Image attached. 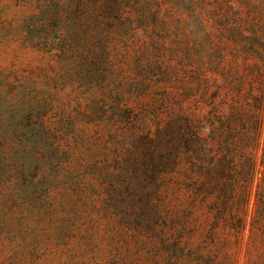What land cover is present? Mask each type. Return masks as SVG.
Masks as SVG:
<instances>
[{
    "label": "rangeland",
    "instance_id": "374dc122",
    "mask_svg": "<svg viewBox=\"0 0 264 264\" xmlns=\"http://www.w3.org/2000/svg\"><path fill=\"white\" fill-rule=\"evenodd\" d=\"M94 1L0 0V264H264V37L230 57V5L200 0L190 61V0L103 19ZM187 117L205 173L187 156L199 136L170 134Z\"/></svg>",
    "mask_w": 264,
    "mask_h": 264
},
{
    "label": "trees",
    "instance_id": "16d2710c",
    "mask_svg": "<svg viewBox=\"0 0 264 264\" xmlns=\"http://www.w3.org/2000/svg\"><path fill=\"white\" fill-rule=\"evenodd\" d=\"M121 0H96L94 2L90 3V13L97 14V18H109L113 14H117L120 12L118 7V2ZM123 1V0H122ZM219 4L222 5L224 8H227V5H230V26L229 20H225L222 24V28L225 30L228 29V33L230 35V57L233 55H243V54H250L254 52V48L252 47L251 40V34L254 36H262L264 37V24L263 26H259L258 28V20L251 19L249 17V11H251L255 16H258V18L261 17L262 13H264V0H218ZM124 5L126 7H129L130 0H124ZM188 8L186 10L187 17H188V32H187V51L186 53L190 57V61L193 57L197 58L199 61L202 60L201 56V47H202V38L205 36V34L209 33L210 23L208 22V13L209 10L206 9L205 5H202V1L200 0H190L187 2ZM263 9V11H261ZM122 10V9H121ZM223 11V9H222ZM226 12V11H225ZM223 13L222 17H226L228 14ZM123 13V11H122ZM127 16H129L128 12H125ZM124 14V13H123ZM131 17V16H130ZM129 20V19H128ZM264 22V19H262ZM129 25L131 24L130 21H128ZM127 23V24H128ZM256 31V33L254 32ZM262 34V35H261ZM259 52L262 53L264 56V38L263 42L261 43V46L259 48ZM230 74H232V70L230 68ZM204 89L201 88L198 93L194 94V91L191 96H198L203 97ZM259 100L261 103V107L264 106V87L260 89L259 92ZM201 101V100H200ZM231 112L234 116L237 115V112L235 109H232ZM261 108L257 109L256 114V126L255 128L258 130L260 128V122H261ZM222 120L218 121V127L221 129H224L228 125V118L222 116ZM236 118V117H232ZM231 122V121H230ZM185 125L184 131H187L186 135L183 133L181 136H179L180 133H182V129H180L177 124L174 122V124L170 125V134H172V137L174 140L176 139L178 142H184L185 145H191L193 143H196V138L199 136L197 130L198 126L195 125L194 120L187 117L186 120L183 123ZM195 138V139H194ZM199 146L200 151L198 148L189 149L187 148V156L190 161L195 162L197 166L196 171L200 173H205V171H209L211 166L213 164L212 161L206 160V156H208V148L209 144L204 138H201L199 136ZM183 140V141H182ZM177 149V148H176ZM175 150V149H174ZM173 150V158H171L170 166L167 168H161L159 170L154 171L153 175L151 176L152 180L157 183L158 176L161 173H169L172 169L176 168V165L178 161L180 160V154L179 152L176 153ZM193 151V155L190 153ZM176 158L178 160H176ZM172 161H174L172 163ZM207 166V167H206ZM194 167V169H195ZM206 167V168H205ZM163 169V170H162Z\"/></svg>",
    "mask_w": 264,
    "mask_h": 264
}]
</instances>
